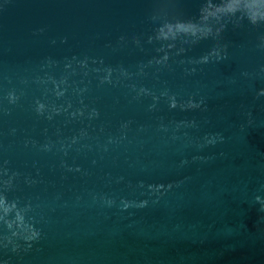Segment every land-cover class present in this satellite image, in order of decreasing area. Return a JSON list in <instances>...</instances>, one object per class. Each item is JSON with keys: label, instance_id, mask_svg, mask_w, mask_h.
Segmentation results:
<instances>
[{"label": "water", "instance_id": "1", "mask_svg": "<svg viewBox=\"0 0 264 264\" xmlns=\"http://www.w3.org/2000/svg\"><path fill=\"white\" fill-rule=\"evenodd\" d=\"M262 208L264 0H0V264H264Z\"/></svg>", "mask_w": 264, "mask_h": 264}, {"label": "clouds", "instance_id": "2", "mask_svg": "<svg viewBox=\"0 0 264 264\" xmlns=\"http://www.w3.org/2000/svg\"><path fill=\"white\" fill-rule=\"evenodd\" d=\"M193 35H195V33H193ZM223 58H224L223 55H217L215 61H216V62H219V61H220L221 59H223ZM200 60L202 61L200 64H207V63H209V62L207 61V59L204 58V57H201ZM180 107H181L182 110H183V109L191 110V109L199 108V107H200V103H194L192 100H189L188 103H187L186 105H181ZM169 108H170V109H174V108H176V105H170ZM261 211H264V208H262Z\"/></svg>", "mask_w": 264, "mask_h": 264}]
</instances>
